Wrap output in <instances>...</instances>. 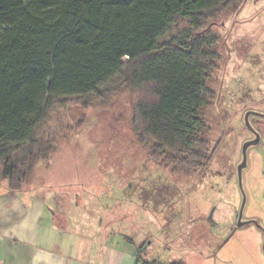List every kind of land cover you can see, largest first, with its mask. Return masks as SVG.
Listing matches in <instances>:
<instances>
[{
  "label": "rangeland",
  "instance_id": "1",
  "mask_svg": "<svg viewBox=\"0 0 264 264\" xmlns=\"http://www.w3.org/2000/svg\"><path fill=\"white\" fill-rule=\"evenodd\" d=\"M204 28L215 40L207 78L212 98L202 109L214 150L207 169L180 171L145 142L135 129L144 90L116 82L102 95L54 107L43 125L56 139L54 151L33 178L73 176L85 191H104L108 214L124 218L123 232L134 239L136 220L150 230L149 262L167 263L170 248L197 256L194 264H264V118L249 117L261 141L247 151L242 187L238 178L243 145L255 138L245 114L264 113V0L224 7ZM244 201L242 219L252 222L237 227Z\"/></svg>",
  "mask_w": 264,
  "mask_h": 264
},
{
  "label": "trees",
  "instance_id": "2",
  "mask_svg": "<svg viewBox=\"0 0 264 264\" xmlns=\"http://www.w3.org/2000/svg\"><path fill=\"white\" fill-rule=\"evenodd\" d=\"M242 1L0 0V181L20 191L50 157L43 125L58 103L116 82L144 90L135 129L145 142L180 171L207 169L215 40L204 26Z\"/></svg>",
  "mask_w": 264,
  "mask_h": 264
},
{
  "label": "crops",
  "instance_id": "3",
  "mask_svg": "<svg viewBox=\"0 0 264 264\" xmlns=\"http://www.w3.org/2000/svg\"><path fill=\"white\" fill-rule=\"evenodd\" d=\"M47 176H34L20 191L10 190L6 181H0V264L156 262H149L150 230L136 220L134 239L123 232L124 218L120 213L108 214L104 207L108 203L102 202L104 191H85L82 181L73 176ZM125 220L131 221V217ZM137 224L144 230L142 238L136 235L140 232ZM167 249L170 256L165 264L179 260L194 264L197 257Z\"/></svg>",
  "mask_w": 264,
  "mask_h": 264
},
{
  "label": "water",
  "instance_id": "4",
  "mask_svg": "<svg viewBox=\"0 0 264 264\" xmlns=\"http://www.w3.org/2000/svg\"><path fill=\"white\" fill-rule=\"evenodd\" d=\"M250 115H256L259 117H264V113L261 112H257V111H248L245 114V123L247 125V127L255 133V138L254 139H250L247 142H245V144L243 145L242 148V152H243V160L241 162V164L238 167V178H239V183L240 186L242 187V172H243V168L246 166L247 164V151L251 146L257 145L259 144V142L261 141V135L254 129V127L252 126L251 122L249 121V117ZM244 205H245V201L243 202L239 215H238V222H237V227H241L247 223H249V221H243V210H244Z\"/></svg>",
  "mask_w": 264,
  "mask_h": 264
},
{
  "label": "flooded vegetation",
  "instance_id": "5",
  "mask_svg": "<svg viewBox=\"0 0 264 264\" xmlns=\"http://www.w3.org/2000/svg\"><path fill=\"white\" fill-rule=\"evenodd\" d=\"M252 116H254V115H252ZM256 116V115H255ZM259 117V116H258ZM261 118H264V117H261ZM255 129V128H254ZM256 130V129H255ZM251 131V130H250ZM257 131V130H256ZM252 132V131H251ZM259 134H260V132L259 131H257ZM252 134L255 136V133L254 132H252ZM261 135V134H260ZM254 139V138H253Z\"/></svg>",
  "mask_w": 264,
  "mask_h": 264
}]
</instances>
